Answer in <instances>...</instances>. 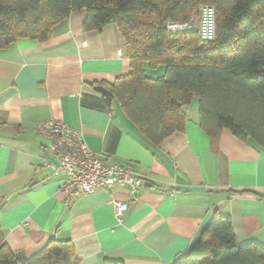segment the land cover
<instances>
[{"label":"crops","instance_id":"crops-1","mask_svg":"<svg viewBox=\"0 0 264 264\" xmlns=\"http://www.w3.org/2000/svg\"><path fill=\"white\" fill-rule=\"evenodd\" d=\"M85 18L76 11L47 41L18 39L0 50V226L11 252L28 258L54 239L70 242L79 264H172L214 212L230 218L237 244L264 248V148L228 130L212 148L196 98L184 110V129L152 146L108 87L130 71L117 26L86 32ZM146 71L157 78L163 68ZM49 121L80 133L93 153L129 165L145 185L67 201L63 178L49 166L56 159L36 134ZM112 200L127 204L121 224Z\"/></svg>","mask_w":264,"mask_h":264},{"label":"trees","instance_id":"trees-1","mask_svg":"<svg viewBox=\"0 0 264 264\" xmlns=\"http://www.w3.org/2000/svg\"><path fill=\"white\" fill-rule=\"evenodd\" d=\"M203 6L214 9L215 38L197 30L167 31ZM84 10L86 32L114 23L129 74L109 84L126 119L158 147L184 129L185 108L198 99V124L216 148L222 130L264 148V0H0V50L18 39L47 41L52 28ZM163 68L150 78L146 69ZM105 264H122L105 261ZM0 264H79L68 241L49 240L19 259L0 226ZM172 264H264V248L237 244L229 217L216 212L186 253Z\"/></svg>","mask_w":264,"mask_h":264},{"label":"built area","instance_id":"built-area-1","mask_svg":"<svg viewBox=\"0 0 264 264\" xmlns=\"http://www.w3.org/2000/svg\"><path fill=\"white\" fill-rule=\"evenodd\" d=\"M166 29L171 34L197 30L202 41L213 42L214 9L203 6L198 10V15L186 23H168ZM36 134L56 159L57 163L49 166L53 176L63 178L61 190L67 201L78 194L88 195L99 189L128 187L134 192L146 183L145 178L135 174L129 165L114 163L108 156L90 151L82 135L62 122L39 123ZM112 207L117 223L121 224L127 211L126 202L112 200Z\"/></svg>","mask_w":264,"mask_h":264},{"label":"water","instance_id":"water-1","mask_svg":"<svg viewBox=\"0 0 264 264\" xmlns=\"http://www.w3.org/2000/svg\"><path fill=\"white\" fill-rule=\"evenodd\" d=\"M147 186V185H146Z\"/></svg>","mask_w":264,"mask_h":264}]
</instances>
